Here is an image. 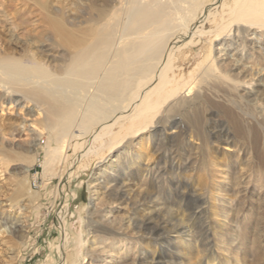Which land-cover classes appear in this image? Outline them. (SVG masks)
Here are the masks:
<instances>
[{
    "label": "bare ground",
    "instance_id": "1",
    "mask_svg": "<svg viewBox=\"0 0 264 264\" xmlns=\"http://www.w3.org/2000/svg\"><path fill=\"white\" fill-rule=\"evenodd\" d=\"M209 2L75 0L73 11L67 12L63 6L53 7L46 0L42 6L52 31L60 41L64 38L56 31L65 37L61 48L53 50L60 43L47 41L36 47L37 53L28 50L18 56L14 49L0 50V107L6 102L18 107L31 103L42 116L38 125L48 143L42 162L44 177L54 173L58 162H64L68 150L80 148L84 153L85 139L94 135L92 144L99 143L100 148L89 149L85 155L101 157L103 150L110 152L108 159L102 157V168L92 181L98 196L95 201L103 196L124 201L137 213L149 210L140 221L130 218L135 236L119 234L125 237L122 245L108 244V250L103 247V264H155L164 259L157 249L152 251L151 261L138 255L142 240L157 233V226L152 231L150 223L157 216L158 199L153 200L150 191L145 198L138 193L134 198L126 196L120 188L122 181L116 179L121 171L133 169L141 173L142 185L150 182L152 186L157 179L155 170L148 165L142 168V162L135 159L140 150L132 151L134 139L141 138L142 149L154 132L170 128L183 140L194 132L205 147H234L229 134L220 140L212 134L207 136L204 121L238 111L264 123V0H225L220 13L205 9V18L217 28L212 36L216 42L214 58L208 54L188 72L176 64L174 49L179 47L180 51L182 36L189 35L186 45L202 37L199 25H192L199 9L217 6V2ZM92 10L96 13H90ZM88 14L90 26L77 28L82 16ZM56 59L59 62L54 71L49 64ZM102 131L107 132L103 135ZM31 136L28 153L34 151L42 135ZM0 151V168L22 161L30 169L37 162L36 155L23 158ZM19 187L30 202L38 199L28 177ZM96 206L94 203L92 209ZM91 223L100 233L111 232L107 220L96 218ZM10 229L13 234L20 230L15 223ZM183 264L196 263L191 259Z\"/></svg>",
    "mask_w": 264,
    "mask_h": 264
},
{
    "label": "rangeland",
    "instance_id": "2",
    "mask_svg": "<svg viewBox=\"0 0 264 264\" xmlns=\"http://www.w3.org/2000/svg\"><path fill=\"white\" fill-rule=\"evenodd\" d=\"M44 1L0 0L1 51L11 48L18 56L28 50L37 53L36 47L47 41L60 43L53 50L61 48L65 37L56 31L64 38L60 41L52 31L42 6ZM47 1L59 9L63 6L67 12L74 9L75 0ZM224 1L210 0L208 4L217 2V6L206 5L199 9L192 27L199 25L202 37H195L192 44L186 45L189 35H183L178 44L180 51L179 47L174 49L176 64L186 72L208 54L214 58L213 37L217 28L205 18L204 10L220 13ZM89 16L83 15L77 28L90 26L86 19ZM58 62L56 59L49 66L55 71ZM217 62L215 60V66ZM40 119L42 116L31 103L18 107L6 102L0 107V150L23 158L37 156V162L30 169L22 161H12L0 168L3 171L0 174V264H103L106 258L100 252L103 247L108 250L113 243L122 245L125 237L120 235L135 236L130 218L140 221L149 210L146 207L145 211L137 213L124 201L103 196L95 201L98 196L92 181L102 168L101 160L108 159L110 152L103 150L101 157L94 153L85 155L89 149L100 148L99 143L92 144L94 135L85 139L83 150H87L84 153L80 148L77 152L68 150L64 162H58L54 173L44 177L42 162L48 143L38 125ZM200 120L202 122V115ZM262 123L238 111L204 121L207 136L212 134L220 140L229 134L234 139V147L219 144L205 147L194 132L183 140L170 128L163 133L154 132L142 149L141 138L133 140L132 151L140 150L135 159L142 162V168L148 165L155 170L157 181L152 186L150 182L142 185L141 173L136 169L121 171L116 179L122 181L120 188L126 196L134 198L141 194L145 198L150 191L155 196L153 200L158 199L160 205L157 218L154 216L150 223L152 231L157 226V233L152 238L146 236L139 247L138 255L144 261H151L152 251L157 249L164 259L155 264H183L191 259L196 264H264ZM33 134L42 136L34 151L28 153L27 143ZM26 177L31 190L38 194V201L30 202L20 191L19 185ZM94 203L98 206L92 209ZM96 218L107 220L111 228L109 235L98 232L95 225L90 226ZM12 223L20 228L18 233L11 232ZM93 230L97 233L90 234Z\"/></svg>",
    "mask_w": 264,
    "mask_h": 264
}]
</instances>
